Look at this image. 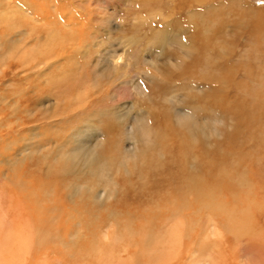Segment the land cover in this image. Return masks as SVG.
<instances>
[{
    "label": "rangeland",
    "instance_id": "rangeland-1",
    "mask_svg": "<svg viewBox=\"0 0 264 264\" xmlns=\"http://www.w3.org/2000/svg\"><path fill=\"white\" fill-rule=\"evenodd\" d=\"M8 16L18 22L10 31L11 23H5ZM49 27L55 41L44 49ZM25 44L44 51L36 47L35 55L24 59L17 53L19 45L24 48ZM45 59L50 60L51 70L38 66ZM239 82L245 85L239 86ZM214 86L217 93L212 92ZM81 97L85 105L79 101ZM85 106L115 129L113 139H108L101 127L78 154L74 151L81 144L63 137V132L71 134L80 127L81 120L72 114ZM193 106L208 107L211 116L187 120L179 116L178 112ZM227 108L237 115L246 110L255 123L237 127ZM69 111L72 119H62ZM150 113L168 131L162 134L157 151L152 148L158 128H152ZM188 120L194 133L208 136L204 140L207 153L219 152L218 161L233 167L234 172L225 177L230 186L222 191L221 200L237 220L225 228L224 218L213 216L210 210L188 222L196 216L188 210L180 226L167 215L161 219L159 237L154 235L159 238L155 250H148L143 259L132 258L128 230L118 219L124 222L132 212L138 215L155 208L157 195L151 192L174 185L181 163L179 157L178 164L174 158L178 143L194 141L187 134ZM262 131L264 0H0V264H264ZM225 132L235 140L236 148L229 152L222 145ZM97 144L101 152L106 151L104 158L112 159L110 174L116 173L115 180L108 188L95 187L103 202L99 208L75 212L77 199L71 198L68 186L76 179L63 173V160L69 166L73 156L79 160L91 157ZM200 148L197 145L194 150ZM144 150L152 159L143 169L146 178L140 179L138 172L130 171L141 165V156L140 163L130 156ZM102 165L100 161L99 167ZM103 172L104 167L99 170ZM64 178L69 179L61 181ZM99 178L106 180V176ZM175 185L178 189V182ZM41 186L51 195L56 186L59 189V206L63 213L68 212L61 233L53 232L48 217L39 218L34 208ZM125 194L133 204L130 213L116 208ZM197 219L199 224L194 223ZM140 222L133 220L135 227ZM171 222L174 228L167 231ZM243 224L249 232L237 234L236 229L226 234L228 228ZM117 230L123 234L116 238L112 233ZM51 236L62 237V243L50 245ZM215 241H219L217 247L210 244ZM72 245L80 253L72 254Z\"/></svg>",
    "mask_w": 264,
    "mask_h": 264
},
{
    "label": "bare ground",
    "instance_id": "bare-ground-1",
    "mask_svg": "<svg viewBox=\"0 0 264 264\" xmlns=\"http://www.w3.org/2000/svg\"><path fill=\"white\" fill-rule=\"evenodd\" d=\"M13 8H14V6H13ZM17 16H19V14ZM21 17L23 18V16H21ZM32 20L34 21V19H32ZM5 21H6L5 23H8V25L11 23V28L9 29V31L11 29L12 30L15 29L14 27H16L18 25V22L15 20V17L13 18L12 16H8ZM49 28L47 29L48 35L46 36V39H47L46 44L47 45L44 49H46L48 45L50 46L51 44H53V41H55L54 37H53L54 33L52 31V28H50V29ZM19 46H20V49L18 48L19 53H17V51H15V52L17 53V55L19 57L23 56L22 58H24V59H28V56H27L28 54L35 55V53L37 52V49H40L36 45L35 46L37 47V49H36V47L29 48V46L28 45L26 46V44H25L24 48H21V45H19ZM40 50L44 51L43 48ZM44 58H46V56ZM35 60L36 59H33V61H35ZM38 61H40V60H38ZM43 61H45L46 63L40 62L38 64V66L39 67L43 66L44 69L47 66V68H48L47 70H51L52 64H50V60L45 59ZM71 74H74V73H71ZM183 76H187V74L184 73ZM239 83H240L239 86L245 85V83H241V82H239ZM212 92L217 93V88L215 86L212 87ZM211 96H213V94ZM60 99H62V96H60ZM60 99H57V101L60 102ZM79 101L81 102L82 105H85V104H83L84 97H81L79 99ZM236 104H239L240 107L244 106L238 102ZM195 106L181 110V112H178L179 116L180 115L184 116V119L189 118V117L197 118L200 115L201 116L206 115L209 117L211 116L209 114L210 109L208 107L202 108L203 105H202V107H195ZM182 111H184V113ZM202 111H203L204 115L201 114ZM73 112H76V110H73ZM246 113L247 112L245 110L243 112V114L237 115L236 110L232 109V111H231L230 108H227V114H231L229 119L231 121L235 120L237 127H245V125L247 123L250 124V123L254 122L255 119H253L251 115H250L251 117H249L247 115L248 113L247 114ZM63 114L64 115L62 116V119L63 118H65V119L68 118L69 120L72 119L70 111H69V113L66 112ZM66 114L69 116H65ZM72 115L77 116L78 118H76V119L81 120V123L78 125L80 127L74 128V130L71 132V134L63 132V134H64L63 137L66 136L68 138V140H73V143L77 142V143L81 144V145H79V149L74 151L75 153L80 154L81 151L84 152V149L87 148L86 146L90 144L89 140L91 138H93L98 131H100L101 127H104L103 128V134L104 133L106 134L105 138L113 139L114 133L112 131L115 128L112 125L104 124V120H103L102 116L100 114L94 112V111H91L89 109V107H86V106L82 107L80 112H77L76 114H72ZM179 116L177 117V119L179 118ZM94 117H98V120H97L98 122L97 121L95 122ZM62 119H61V121H62ZM148 119L152 120V124H151L152 128L153 127L158 128V130L156 132L157 137L154 138L155 140H153V142L155 141V143L153 145L156 148H154V147L152 148V150L155 149L157 151V149L160 147V140L163 139L162 134L165 132H168V131H167L165 123H162L161 120L159 119V117H154V114L152 115L150 113L148 115ZM185 120H187V119H185ZM61 123L62 122H60V124ZM187 127H188L187 134L189 133L188 137H189V139L194 140V141H191L188 143H178L179 144V151L174 152V158H175L176 164H178L177 158L178 157L180 158V161H181L180 171L178 173L174 174V176H175L174 185L171 187V189L168 188V190H167L164 186L156 187V189L151 192V193L157 195V197L154 198L158 202V203L156 202L157 204H156L155 208L153 207V208H149L147 210H144L141 212V214H138V215H137L136 211L132 212V214L129 215L127 218L125 217L126 220L123 219L124 222L122 221L121 218L118 219L119 220L118 223H124L125 226H123V227L125 228V231L128 230L127 235H126V237H128L127 238L128 247L130 248L131 245H132L131 248L134 247V249L130 248V250L128 251V253L133 256L132 258L136 259L137 257H141L143 259L144 256H146V254L144 255V253H146L148 250H150V251L155 250V247H156L155 244H157L158 239H159L158 237L160 235V228H161L160 223L162 222L161 219H164L163 217H166L167 215H169L168 220H170V221L174 220V221L178 222V225H180V226L182 225L183 221H186V220H182L183 218L181 219V217L188 210H191L192 212H194L193 213L194 215L196 214V216L194 218H192V220H188V222L194 221L196 218L203 215V213L207 214L210 210H211V214L213 216L219 217L221 220L224 218L225 221L223 223H225V225H226L225 228L228 227L230 223H234L235 220H237V218L235 216H233V215L231 216V213L227 210V207L222 205V203H225V200L224 199L221 200V198L224 195V193L222 191H224L225 189H228V187L230 186V185H226L225 177L227 175L229 177V173L234 172V171H232V169H233L232 165L225 164L223 162L218 161V155H219L218 153L219 152L213 153V155H209L207 153V150H205L206 146H208V145H206L204 143V140L207 139L208 136L201 131L194 133L192 130V124L190 121L187 123ZM172 131H174V130H172ZM262 132H264V131H262ZM182 133L184 134V135H182V137H184L185 132H182ZM150 135L153 136V134H150ZM213 135H214V132H213ZM151 136H149V137H151ZM63 137L59 136L57 138H63ZM119 137H121V136H119ZM225 137H226V141L222 145L227 147L228 150L226 152H229L232 149L236 148L235 147L236 145H234V143H233V140H234L233 135L231 133L225 132ZM241 139H243V137H241ZM244 141H248V137L245 136ZM70 143H72V141H70ZM197 145L201 147L199 149V151L194 150ZM142 148H144V147H142ZM238 148L240 151L239 152L240 156L244 157L243 149L241 147H238ZM95 149H96V151L93 152L91 157L89 156L88 158H86L84 160L76 159L77 156H73V157H75V159L72 162L70 161L69 166H68L69 161L66 160L64 162V160H63V173H65L68 177L74 176V179H76L75 181H73V183H71V185L68 186V189L71 192L70 193L71 198L77 199V200H75L76 202L73 200L75 202V204H73V206H74L73 211H75V212L76 211L77 212H84L85 210H88V209L94 210V209L99 208L100 204L103 202L100 203L101 194H100V191H98L97 188H95V187L96 186H98V187L105 186L106 188H108L109 183L111 181H113V179L115 178V175H116V173H115V175L113 174L111 177L110 168H112L113 162H112V159L104 158L106 155V151H105V153L101 152L102 148L99 146V144H97L95 146ZM106 149H108V152L112 153L111 147H107V148H105V150ZM145 150L142 152L139 151L138 153L134 152V154L132 153L130 156V159L136 163H140L138 161V158L141 156V160H140L141 165L138 167V165L136 164L137 165L136 171H133V172L130 171L132 174L138 172L136 174H137V177L140 179L146 178V176H145L146 172L143 171V169L145 168V166L147 164H149L150 160L152 159V156L150 154H148L147 151H145ZM128 153H130V152H128ZM230 154H231V152H230ZM113 156H115V155L113 154ZM160 156H162V154ZM207 159L209 160V162L204 165L203 161H205ZM161 160H162V157L157 158V162H160ZM100 161H103V165L101 167H99ZM109 164L111 167H109ZM102 167H104V172L99 173V170ZM214 173H220L219 177ZM120 175H121V173H120ZM100 176H106L105 182L99 178ZM68 179L69 178H64V179H61V181L62 180L67 181ZM176 182H178V189L174 187V186H176L175 185ZM80 183L83 184L82 187H79ZM90 184H92V185L90 186ZM116 185H118V179L117 178H116ZM42 187L43 186L40 187V191H41L40 194H38V195L36 194V196H35L34 205L36 207H34V208L38 210L39 218L44 217V216L48 217L50 224H52L51 226L53 228V232H60L61 233L62 228H63L62 221L66 217L68 212L65 211L63 213V211H64V210H62L63 208L59 206L61 204V198L58 197V195H59L58 190L59 189L56 186V190H55L54 195H51V191H49V189L46 186H44V188H42ZM38 188H39V186H38ZM44 191H47L48 193L45 194ZM125 196H126L125 199L120 201L119 205H117V203H116V208L118 207L122 211L128 210V213H130L129 207L132 203L129 202L128 195L125 194ZM162 198H163V200L161 202L160 199H162ZM82 200H84L83 203H82ZM158 200H160V201H158ZM44 204H45V206H44ZM112 208H114L113 204L110 205L109 209L112 210ZM56 210H57V212H55ZM114 211H120V210L115 209ZM100 215H102L101 212H100ZM135 218L137 219V221L141 220L142 224L140 225V227L138 226V224L135 227V223H133V220ZM41 222L44 224V219H42ZM194 223L199 224L198 219ZM194 223H192L191 225L193 226ZM178 225H177V227H178ZM168 227H170V228H168L167 231L174 228V226L172 227V222H171V226H168ZM199 227H198V230H199ZM236 229L238 230L237 234H239L241 231L249 232L248 225L246 228L245 225L243 224L241 226H233L232 228H228V230H226V234L229 232L233 234ZM200 230L202 231L203 235L205 236L206 230L202 227V225H201ZM51 231L52 230L48 231V233L50 235H51ZM120 231H122V230H117L116 232H114L112 234H115V237H116V235H122L123 233L121 234ZM176 231L178 232V230H176ZM171 233H172V231H170L168 233V235L170 236ZM180 233H182V230L180 231ZM156 234H158V237L154 236ZM136 235H138L139 237L136 238L135 237ZM224 237L225 236H223L222 239H220L219 241L221 242L224 239ZM51 239L52 240L49 241L50 245H58V244L62 243V237H60V236H58V237H52L51 236ZM110 240H113V239H110ZM203 240H205V238ZM116 241L117 240H114L113 243H115ZM219 241H215L216 243L210 242V244L215 245L217 247ZM90 242H91V240H90ZM201 243L205 244L204 241H201ZM134 244H137V245L135 246ZM78 246H80V245H78ZM114 246H115V244H114ZM113 247H111V248H113ZM71 248H72V251L74 250L72 252V254L80 253L79 250H78V252L76 251L77 248L75 245H72ZM45 253H47V252H45ZM103 256H104V253H103Z\"/></svg>",
    "mask_w": 264,
    "mask_h": 264
}]
</instances>
